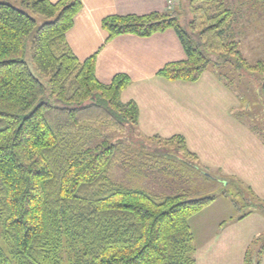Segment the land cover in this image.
<instances>
[{
  "label": "trees",
  "instance_id": "16d2710c",
  "mask_svg": "<svg viewBox=\"0 0 264 264\" xmlns=\"http://www.w3.org/2000/svg\"><path fill=\"white\" fill-rule=\"evenodd\" d=\"M186 1L187 21L177 11L106 16L105 41L172 30L185 59L165 64L158 77L192 83L210 62L229 65L257 83L264 106V61L250 64L239 42L225 39L232 10L224 0ZM81 8L80 0H0V234L9 243L7 250L0 245V264H195L190 220L217 197L151 195L111 182L108 172L124 157V147L107 136L94 142L93 134L98 125L137 127L139 112L135 102L120 99L130 84L126 74L103 83L96 55L80 61L68 45L66 33ZM33 16L45 19L35 32ZM30 35L36 75L24 60ZM215 74L231 89L228 74ZM47 93L60 104L45 101ZM259 125L250 130L263 141ZM149 139L197 162L181 135ZM226 181L235 191L244 189L236 178ZM246 191L251 210L220 228L251 213L264 217V201ZM263 255L264 232L252 239L244 264H261Z\"/></svg>",
  "mask_w": 264,
  "mask_h": 264
},
{
  "label": "crops",
  "instance_id": "0c3cea01",
  "mask_svg": "<svg viewBox=\"0 0 264 264\" xmlns=\"http://www.w3.org/2000/svg\"><path fill=\"white\" fill-rule=\"evenodd\" d=\"M80 1L82 8L66 33L67 43L80 61L96 55L95 73L99 81L108 83L120 73L129 77L130 84L120 99L124 103H136L139 133L163 139L181 135L196 155L197 164L210 171L243 177L257 196L264 197V175L256 172L252 177L247 169V164L252 165L247 156L250 145L254 152L250 150L249 154L259 158V163H264V145L236 118L239 98L217 78L214 70L206 69L192 83L158 77L156 73L165 64L185 59L172 30L150 37L125 34L105 41L106 34L101 29L103 18L163 13L167 10L166 0ZM237 148L244 149V156L242 159L235 156L232 161L233 149ZM245 170L247 173L243 174ZM220 223L211 235L195 242V264H244L252 239L264 232V217L258 213L222 228ZM261 264H264V255Z\"/></svg>",
  "mask_w": 264,
  "mask_h": 264
},
{
  "label": "rangeland",
  "instance_id": "374dc122",
  "mask_svg": "<svg viewBox=\"0 0 264 264\" xmlns=\"http://www.w3.org/2000/svg\"><path fill=\"white\" fill-rule=\"evenodd\" d=\"M167 1L166 12L177 11L181 14L182 21L189 20L190 15L186 0H173L174 4L170 10H168ZM224 2L233 12L225 39L238 41L240 54L250 64L264 61V3L260 0H224ZM12 4L15 7H20L18 1H12ZM33 17L36 20L35 32L45 19L41 16ZM30 38L31 35L27 39L24 60L36 75L29 54ZM208 68L214 70L213 72L218 69V72L228 74L225 78L232 83L230 91L240 97L238 99V96H236L238 99V107L234 114L236 118L240 119L239 121L249 130L250 128L258 130L259 124L264 130V106L258 95L257 83L250 81V77L245 76L243 72V77H240L239 73L229 65L221 67L216 66L214 62H210ZM41 81L47 87L46 80L41 79ZM44 100L49 101L51 104H60L49 93H47ZM97 127L98 131L93 134L92 141L96 142L100 140L101 136H107L110 142L121 144L124 147V157L115 163L108 172L111 182L116 186L144 191L151 195L186 193L194 199L211 195L217 197L211 205L190 220L195 242L211 235L219 222L227 221L229 218L237 217L251 210L252 207L247 201L246 189L249 187L252 190L253 188L249 182L243 180V177L225 175L220 170L210 171L200 163L197 164L198 162L194 163L182 159L178 156L175 146L149 139L142 133L140 134L137 127H133L128 123H126L123 130L113 128L110 125H98ZM185 135L187 137V132H185ZM188 135L190 136V134ZM262 136L264 138V134ZM258 141L261 144L264 143V140L262 141L259 136ZM250 150L251 145L247 153L250 159L248 162L252 163V165L247 164L248 174L252 177L256 172L264 175L262 173L264 163H259V158L250 156ZM235 156L242 159L244 149H233L232 161L235 160ZM233 167L235 166L233 165ZM246 173L245 170L243 174ZM229 178L239 180L244 189L240 188V191H235L237 188L230 187L226 181ZM220 179H224L226 182ZM252 192L261 201H264V197L259 196V194L257 196L254 189ZM258 193L260 192L258 191ZM260 195L263 194L260 193ZM231 197L234 202H237V208L233 207ZM0 245L5 250L9 249V243L2 238L1 234Z\"/></svg>",
  "mask_w": 264,
  "mask_h": 264
},
{
  "label": "built area",
  "instance_id": "2783aa9c",
  "mask_svg": "<svg viewBox=\"0 0 264 264\" xmlns=\"http://www.w3.org/2000/svg\"><path fill=\"white\" fill-rule=\"evenodd\" d=\"M167 4H168V6H167L168 7V10H170L171 6L174 4L173 3V0H168L167 1Z\"/></svg>",
  "mask_w": 264,
  "mask_h": 264
}]
</instances>
